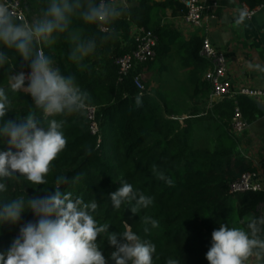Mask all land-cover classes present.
<instances>
[{
  "label": "trees",
  "instance_id": "16d2710c",
  "mask_svg": "<svg viewBox=\"0 0 264 264\" xmlns=\"http://www.w3.org/2000/svg\"><path fill=\"white\" fill-rule=\"evenodd\" d=\"M21 1L30 21L41 15L46 4V0ZM136 1L128 14L110 26L115 31L114 36H109L101 27L73 19L70 32L96 40L95 52L81 62L69 59L73 44L68 33L61 34L54 44L43 46L44 53L54 60L61 72L74 75L81 89L89 93V106L97 108L95 120L99 132L92 133L87 110L83 114L57 117L67 121L63 131L68 143L53 162L46 177L47 184L34 189L22 177L14 178L7 181L8 191L0 193V200L54 193L55 178L64 175L69 183L61 190L71 192L74 198L82 197L85 202L97 200L95 218L100 224H110L109 232L123 231L126 221L142 239L154 243L157 249L154 264H166L169 258L180 264H208L206 253L213 230L221 223L243 227L251 217L264 215V190L231 192L233 181L244 173L255 172L256 168L241 152V137L234 134L230 126L236 105L249 123L263 111L257 100L242 94L235 99L225 98L207 110L212 87L201 78L211 66L210 60L201 55L205 38L197 36L184 42L182 33L165 22L168 10L173 15H186L187 7L180 0ZM240 1L252 9L264 6V0ZM134 26L150 30L158 37L157 62L173 53L176 47L182 53L184 66L191 67L189 78L194 85L191 95L199 96L197 103L187 106L185 97L170 102L161 92L156 93L157 97L148 90L140 94L134 76L155 62L143 63L119 80L115 61L135 48ZM8 54L12 59L9 65L0 68V87H5L12 102L6 119H16L26 116L34 106L30 95L23 91L11 92L7 74L15 60L12 74L21 70L29 72L30 68L14 52ZM137 95H141L143 101L138 108L134 106ZM184 113L188 117L183 122L171 118ZM6 150L7 142H0V151ZM154 165L172 178L173 186L156 178L152 172ZM76 177L79 179L74 181ZM122 181L152 197L153 205L142 209L138 215L126 209L127 205L115 209L109 194L121 187ZM145 215L159 222L157 228L148 226V234L143 232ZM35 219L30 211L25 212L20 224ZM19 227L10 224L0 227V253L6 255L19 234ZM98 241L108 264H115L111 260L114 247L106 238L100 237Z\"/></svg>",
  "mask_w": 264,
  "mask_h": 264
},
{
  "label": "clouds",
  "instance_id": "9594fccd",
  "mask_svg": "<svg viewBox=\"0 0 264 264\" xmlns=\"http://www.w3.org/2000/svg\"><path fill=\"white\" fill-rule=\"evenodd\" d=\"M130 7L127 0H46L41 15L30 22L18 18L17 5L0 0V68L9 65V51L22 58L30 73L21 70L12 74L15 60L7 74V86L13 93L30 95L34 106L26 116L6 119L12 102L5 87H0V142L8 144V150L0 151V193L8 191L7 181L14 178L22 177L34 189L47 184L53 162L68 143L63 131L67 121L57 117L83 114L89 106V93L81 89L74 75L61 72L44 53L43 46L54 44L61 34L68 33L73 44L69 59L81 62L95 52L96 40L70 32L73 19L103 27L109 36H114L110 26L128 14ZM249 16L246 6L237 7L234 26L241 27ZM249 67L264 72L258 64ZM142 104V96L137 95L134 106ZM152 172L168 186L174 185L158 166L154 165ZM68 183L66 176L59 175L54 181V193L0 200V227L20 225L6 255L0 253V264H108L100 237L114 247L111 260L115 264H154V243L142 239L126 221L123 231L109 232L110 224H100L95 218L98 201L85 202L82 197L74 198L71 192L62 191ZM121 185L109 194L115 209L127 205L126 209L138 215L153 205V198L132 184L122 181ZM44 191L47 193V189ZM29 211L36 219L21 225L22 215ZM142 222L145 234L150 232L149 225L153 229L159 226L148 215ZM211 240L206 253L208 264H264V215L251 217L243 227L221 223L211 233ZM166 264L180 262L169 258Z\"/></svg>",
  "mask_w": 264,
  "mask_h": 264
},
{
  "label": "crops",
  "instance_id": "0c3cea01",
  "mask_svg": "<svg viewBox=\"0 0 264 264\" xmlns=\"http://www.w3.org/2000/svg\"><path fill=\"white\" fill-rule=\"evenodd\" d=\"M216 1L220 3V7L218 10L209 12L210 16L202 28H196L189 23L185 19V15H173L171 10L167 11L165 22L173 25L182 33L184 42H189L192 38L200 36L208 38L215 47L225 52L227 56L226 73L233 90L242 88L264 90V72L249 67V64H258L264 67V6L257 7L255 16L246 19L245 24L237 28L233 21L235 9L245 4L240 0H235L234 3L232 0ZM127 2L131 7L138 3L136 0H127ZM136 28L138 27L134 26L132 31ZM182 58V53L176 47L173 53L159 59L158 62L155 56L151 60L155 63L146 66L143 72L149 94L157 97L156 93L161 92L170 102H178L185 97L188 101L187 106H193L199 101V96L191 95L192 88H194L189 78L191 67L184 66ZM157 63L161 66H158ZM206 72L201 76L203 81L206 80ZM188 91H190V95H188ZM210 93L207 99V110L213 109L216 104L224 100H213L210 98ZM262 111V114L250 122L248 130L240 138L239 144L243 155L256 168L257 180L264 187V110ZM187 117L188 115L184 113L171 118L183 122V119ZM214 117L217 119V115L214 114ZM227 119L226 121H228Z\"/></svg>",
  "mask_w": 264,
  "mask_h": 264
},
{
  "label": "built area",
  "instance_id": "2783aa9c",
  "mask_svg": "<svg viewBox=\"0 0 264 264\" xmlns=\"http://www.w3.org/2000/svg\"><path fill=\"white\" fill-rule=\"evenodd\" d=\"M186 7L187 13L185 19L194 25L196 28H202L206 24L209 12L211 10H218L220 3L216 0H180ZM14 5L18 6V18L28 19L27 12L22 4L21 0H10ZM250 16L247 19H251L256 14V9L249 8ZM30 21V20H29ZM31 22V21H30ZM105 32V28L101 27ZM132 38L134 39L135 48L129 52L119 56L116 59L118 65L120 78L122 81L124 77L128 76L133 70L135 71L139 65L151 61L156 56L155 47L157 45V37L154 32L146 30L145 28L138 27L132 31ZM201 55L210 60L212 67L206 72L205 78L210 82L212 90L210 98L215 99H235L238 95H247L257 100L258 105L264 106V90L262 89H249L242 88L240 90H233L231 82L227 77L226 65L227 56L225 52L215 47L212 42L205 38L201 50ZM30 73L29 72H25ZM140 94H143L148 90L146 86V79L144 72L141 71L134 76L133 79ZM27 86V82L25 84ZM96 107L88 106V116L91 122L92 133L97 134L99 132L98 123L95 120ZM250 123L243 115L241 108L236 105L234 115L231 121V129L234 134L242 137L248 130ZM100 141V140H99ZM264 190L262 184L257 180L256 172L244 173L240 178L231 183V192H243V191H261ZM264 208V204H263Z\"/></svg>",
  "mask_w": 264,
  "mask_h": 264
},
{
  "label": "water",
  "instance_id": "95a60500",
  "mask_svg": "<svg viewBox=\"0 0 264 264\" xmlns=\"http://www.w3.org/2000/svg\"><path fill=\"white\" fill-rule=\"evenodd\" d=\"M259 108L264 110V106L262 104H259Z\"/></svg>",
  "mask_w": 264,
  "mask_h": 264
},
{
  "label": "rangeland",
  "instance_id": "374dc122",
  "mask_svg": "<svg viewBox=\"0 0 264 264\" xmlns=\"http://www.w3.org/2000/svg\"><path fill=\"white\" fill-rule=\"evenodd\" d=\"M158 66H161V64L157 63Z\"/></svg>",
  "mask_w": 264,
  "mask_h": 264
}]
</instances>
